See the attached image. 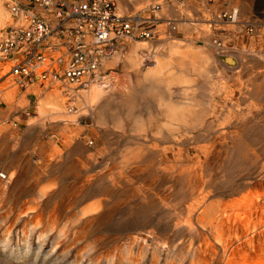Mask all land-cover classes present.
I'll return each instance as SVG.
<instances>
[{
	"label": "rangeland",
	"instance_id": "rangeland-1",
	"mask_svg": "<svg viewBox=\"0 0 264 264\" xmlns=\"http://www.w3.org/2000/svg\"><path fill=\"white\" fill-rule=\"evenodd\" d=\"M205 1L186 0L191 8L201 10L207 21L203 28H213L214 41L221 44L218 35L231 29L253 40L259 37L258 45H245L241 53L242 58L248 55L263 61V26L260 30L255 26L249 34L238 26L237 17L224 26L209 23L215 13L231 12L224 21L230 20L236 11L226 10L228 5L240 6L244 1L227 0V7L221 6L225 12L215 11L211 16L204 9ZM212 1L222 5L219 0ZM9 2L6 9L11 13L13 4L24 6L27 1ZM257 3L259 11L254 17H262L264 0ZM115 4L121 14L162 5L156 40L166 44H156V40L131 43L110 62L116 64L108 63L115 81L102 84L107 94L113 88L118 94L103 103L102 112L97 108L86 111L87 102L71 95L74 91L62 83L41 87L38 81L18 86L15 78L7 75L9 62L0 60V174H12L10 183L0 178V191L4 188L13 195L10 205L17 208L27 205L36 185L46 189L51 196L44 216L58 214L61 222L72 224L75 230L81 225L73 220L74 214L91 206L98 208L90 216L93 221L88 231L79 235L80 257L68 264L90 255L99 264L109 263L114 256L123 261L114 264H125L128 240L136 236L153 239V246L166 243L177 251L172 257L176 264L185 257L183 264H189L187 250L200 241L199 232L187 226L192 195H208L207 206L212 215L217 213L213 215L216 218L224 210L232 214L235 207L243 205L242 200L246 205L253 202L258 213L264 211V64L258 68L245 62L235 68L227 57H220L225 64L218 65L210 55L213 38L204 40L206 47L198 52L182 49L173 40L168 43L173 31L165 21H174L171 8L193 17L185 12L184 0H115ZM246 21L243 23L253 20ZM8 28L0 29V42ZM50 42L53 45L55 41ZM224 46V55H234V50ZM150 51L155 52L154 59L145 57ZM59 52L67 59L64 50ZM57 54L51 53L54 58ZM157 62L163 66L160 73L147 74ZM57 95L65 98L61 106L65 112L71 107L80 112L65 119L79 123H51V105ZM89 141L93 146H88ZM60 146L61 158L55 161L51 154ZM137 170H141L139 175H133ZM120 175L126 179L124 185L111 187L110 177ZM134 191L141 197L129 201ZM145 194L154 199L156 194L170 198L165 202L156 198L149 204L144 201ZM256 246L264 248L263 236L257 237ZM88 247L93 248L90 255L86 254ZM136 250L134 253H139ZM145 257L148 261L147 254Z\"/></svg>",
	"mask_w": 264,
	"mask_h": 264
},
{
	"label": "bare ground",
	"instance_id": "bare-ground-1",
	"mask_svg": "<svg viewBox=\"0 0 264 264\" xmlns=\"http://www.w3.org/2000/svg\"><path fill=\"white\" fill-rule=\"evenodd\" d=\"M6 3H10L9 0H0V29H5L8 26H23L24 22L22 20L17 22V20L12 19L11 13L6 9ZM116 5V12L118 15H134L137 17V14L140 13L141 16L144 14L147 15L148 8L151 7L149 6L137 12L121 14L118 4ZM152 6L157 8V12H155L154 16L159 19L160 22V17L163 18L160 16L163 10L162 5L156 4ZM121 12H126L124 5L121 6ZM198 12L201 13V10H198ZM228 13L218 15L215 13L213 21L210 23L215 24L216 27L223 26L226 22L228 24V22L236 18L237 14L236 12H232L233 17L228 18L230 20L225 22L224 20L227 19ZM258 18L261 17H255L252 22L246 24L241 23L238 26L240 28L245 27V29H247L250 24L252 25L253 23L255 25L256 21H258V24L264 27L263 22ZM159 22L154 30L155 38L156 34H158ZM165 22L167 27L170 26L168 27L169 31L172 32L176 29L174 24L175 21L167 19ZM52 23L53 25L55 24L54 21H52ZM56 36V33L53 32L49 38V42L51 39H54V44L57 43L55 40ZM129 44L125 47H121L118 52L110 58H104L101 61L98 71H96V75L93 79H88L87 86L78 90V92L74 91L71 94L76 98L83 99L87 102L86 111L90 112L97 108L102 112L105 109V107L102 106L103 103L118 94V90L116 88L111 90L110 94L112 96L107 94L102 83L105 85L114 83L115 77L111 76L113 74L111 72L112 69H107V64L115 59L122 50L128 47ZM132 44H136V42ZM60 47L61 45L54 46V48L50 50L52 51L51 53H57V51L60 53ZM51 53H48V57L50 56L52 61L59 57V54H57L58 56L54 58ZM154 55L155 52L150 51L149 55L147 54L145 57L147 59H154ZM66 58H68L67 55ZM66 61L67 59H63V63ZM162 67V63L157 62L155 68L150 69L147 74L153 75L160 73ZM109 73L110 75L105 77V75L107 76ZM110 78V82L107 81L106 83V80ZM56 97L57 98L51 105L53 108L51 118H49L51 123H64L68 121L65 119L68 115L71 116L70 114L77 115L80 113L75 107H71L67 112H65V110L61 107L64 104L63 99L65 98H62L60 95H57ZM86 111L83 110L81 113ZM40 114L43 115V110L40 111ZM68 122L76 123L78 121L72 118V120H69ZM88 146H93V142L89 141ZM61 148L62 147L60 146V148L51 154L55 161H59L61 158ZM140 172L141 170H137L133 173V175H139ZM128 176L132 177L130 175ZM128 176H126V178H129ZM0 178L6 180L7 183H10L12 181V174L4 175L2 173L0 174ZM110 180V186L115 187L116 185H124L126 179L120 175L110 177ZM37 187L38 186L36 185V191L31 193L30 201L27 202L26 205L27 207L24 203L21 207H11L10 204L12 202L13 195L11 196L7 193L4 188L0 191V264H68L72 259L75 260L80 257L79 249L77 248L79 235L88 231V226H90V223L93 221L90 216L91 214L93 215L98 208L91 206L85 211L74 214L72 216L73 220L81 225L80 228L75 230L72 224H64L61 222L57 216L58 214H55L54 216H44V210L51 193L46 189H38ZM139 197H141V193L134 191L129 201H136ZM169 198V195L165 194H156L155 196L156 201L161 199L165 202L168 201ZM208 198L209 196L204 195L203 193L194 194L192 195V203L188 204L187 226L191 229V231L199 232L200 236V241L197 244H192L189 251L187 250L188 259L190 261L189 264H264V251L260 254L264 248L259 250L257 249L258 245L256 246L257 237H264V211L258 213L256 205L253 202L250 201V203L246 205L247 201L242 200L243 205L240 203L241 205L235 207L232 214L229 215L224 210L221 212V217L216 218L213 215L216 216L217 213L212 215L210 208L207 206ZM155 199L154 197L152 198L149 196V194L144 195V201H147L149 204H153ZM207 233H212V235L208 236ZM152 242L153 239L149 240L143 238L142 236L130 238L128 240L127 248L129 258L124 261L126 262L125 264H176V259L174 260L172 258L177 253V251H174V248L162 242L157 246H153ZM137 244H140V248H137ZM86 249V254L88 255H90L93 251L92 247H88ZM135 249H137L136 251H139V253H134ZM161 253H163L164 258H162ZM146 254L148 255V261H146ZM88 257V259L77 262L76 264H99L96 263L93 255ZM141 259H144L145 262L143 263ZM183 260L180 259V261H178L180 264H183ZM114 262L120 263L123 261L114 256L111 258L109 263L106 264H114Z\"/></svg>",
	"mask_w": 264,
	"mask_h": 264
},
{
	"label": "built area",
	"instance_id": "built-area-1",
	"mask_svg": "<svg viewBox=\"0 0 264 264\" xmlns=\"http://www.w3.org/2000/svg\"><path fill=\"white\" fill-rule=\"evenodd\" d=\"M10 11L24 25L5 30L0 42V60L10 64L7 75L21 87L38 81L41 87L62 83L75 92L93 79L104 58L129 43L154 39L159 22L155 6L148 8L147 15L120 16L113 0H27L24 6L16 2ZM261 21L264 24V16ZM254 29L247 27L249 33ZM53 32L57 43L52 45ZM56 45L67 53L66 62L64 54L50 61L48 51Z\"/></svg>",
	"mask_w": 264,
	"mask_h": 264
},
{
	"label": "crops",
	"instance_id": "crops-1",
	"mask_svg": "<svg viewBox=\"0 0 264 264\" xmlns=\"http://www.w3.org/2000/svg\"><path fill=\"white\" fill-rule=\"evenodd\" d=\"M181 1V0H179ZM189 1V0H188ZM244 3H241L240 6L239 5H233L230 4L228 5V1L227 0H219L220 3H222V5H219L218 2H213L212 0H206L205 4H204V9L207 11V15L211 16L213 14V12L215 11H219V12H223V9L221 8V6H223L224 8L227 7L226 10L230 9H234L237 12V24L240 25L241 23L245 22L246 20L252 21L254 20V14H256L259 11V6L257 3V0H243ZM184 3L186 4L185 7L187 12L193 16L192 18H188L186 15L182 16L180 14V10L178 8H171L170 13L172 15V17L174 18V21L178 24V27L172 32L171 35V39H168V43L169 41L173 40L175 42H177L178 44L182 45V49H187V50H192L195 52L200 51L199 49L206 47L204 44V40L207 39H212V43L213 46L210 49V55L212 57H214L215 62L222 66L225 63H223V61L220 59V57H227L226 60L228 61L230 64H232V66H234L235 68L239 67L240 65H242L245 62H250V64L252 63V65H255L256 67L260 68L263 64H264V60H260L258 57H250L248 55H246V59L242 58V49L243 47L246 46H252L253 44L258 45L260 43V41L258 40V38H254L255 40L251 39V38H247L245 36H243L242 31H233V29H231L232 31H228V32H221V34L218 35V38L221 40V42L224 45H227L228 47H230L232 50H234V55H224V52H222L223 47H225L222 43L218 44V40L214 41V36L216 35L215 33H213V28L210 29H204L203 26L206 25L207 21H205L204 16L198 12V10L192 8L189 6V3L187 5L186 0H184ZM238 9V10H237ZM225 12V11H224ZM223 12V13H224ZM247 12V13H246ZM202 17L204 18V20H202ZM246 21V22H249ZM210 23V21H209ZM236 23V22H235ZM213 25V24H211ZM227 25V22L226 24ZM224 26V25H223ZM231 26V25H230ZM256 26V29L260 28L259 24H255L254 27ZM260 30V29H258ZM258 32V31H257ZM197 33L199 35H197ZM242 34V35H241ZM196 37V38H195ZM225 38V39H224ZM153 40H156V38H154ZM157 41V42H156ZM154 43H159L161 41L156 40ZM165 41H162L161 43L163 45L166 44ZM172 42V41H171ZM194 46H192V45ZM199 44V45H197ZM126 51V50H125ZM256 52H259L256 50ZM211 60L207 59V62H210ZM112 64H116L115 63H110V65ZM108 65V64H107ZM177 67V66H176ZM237 84H240V82H237Z\"/></svg>",
	"mask_w": 264,
	"mask_h": 264
}]
</instances>
